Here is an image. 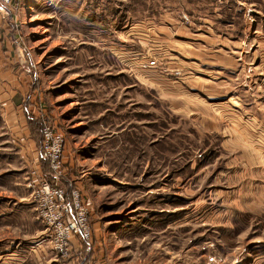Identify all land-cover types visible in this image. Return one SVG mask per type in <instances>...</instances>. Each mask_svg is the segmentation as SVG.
I'll use <instances>...</instances> for the list:
<instances>
[{
    "label": "rangeland",
    "instance_id": "rangeland-1",
    "mask_svg": "<svg viewBox=\"0 0 264 264\" xmlns=\"http://www.w3.org/2000/svg\"><path fill=\"white\" fill-rule=\"evenodd\" d=\"M8 58L75 180L52 178L27 112L23 142L0 112V264L70 263L32 202L38 166L90 203V243L71 239L84 263L264 264V177L224 147L236 116L262 128L264 0H0Z\"/></svg>",
    "mask_w": 264,
    "mask_h": 264
},
{
    "label": "built area",
    "instance_id": "built-area-1",
    "mask_svg": "<svg viewBox=\"0 0 264 264\" xmlns=\"http://www.w3.org/2000/svg\"><path fill=\"white\" fill-rule=\"evenodd\" d=\"M150 64L157 65L156 61ZM37 118L42 125L41 160L49 164L53 173L52 178L59 183L60 178L66 176L68 170L64 163L66 148L64 135L56 131L43 112ZM36 161L41 163L38 156ZM29 176H31L29 187L32 188L34 197L32 202L35 204L39 220L48 228L50 243L58 256L69 258L72 252V238H79L84 247L91 241V229L88 224L92 214L90 203L77 188L72 190L71 197L67 196L63 186L47 180L40 166Z\"/></svg>",
    "mask_w": 264,
    "mask_h": 264
},
{
    "label": "crops",
    "instance_id": "crops-1",
    "mask_svg": "<svg viewBox=\"0 0 264 264\" xmlns=\"http://www.w3.org/2000/svg\"><path fill=\"white\" fill-rule=\"evenodd\" d=\"M4 60H5V63L8 62L9 64H14L12 59L11 60L9 58L8 59H0V101L2 103L4 101H11V103H9V104L5 103L3 106H1L0 112H1L2 117L5 118L4 120L6 121L10 132L12 131L13 133H15L16 139L18 137L20 142H23V137L25 138L24 135H26V132L28 131V129L27 128L24 129V127H22L24 120L21 119L19 114L21 113L22 115L23 114L25 115L26 112L28 113V111H32L33 113L35 112V114H36V112L39 113V110H36V107H26V109L25 108H19L20 102L18 101L17 96L20 95L21 93H22L21 95L24 96L26 93V88L19 90V87L17 84V81H18L17 73L16 74L14 73L9 77L5 76L6 69H4V68L6 66L3 65ZM23 62L25 63V60L22 57L19 59V63L24 64ZM239 95L237 94L235 96V98L236 99L239 98L238 97ZM241 96H243V94H241ZM253 102L258 103L257 108L259 109V111H258V109H256L255 106H253L252 109H254L253 111L256 112L257 115H259L258 117L260 119H262V121H260L262 128H260L258 126L259 124H257V127H256V125H253V123H251L253 125V128H252L253 132L251 134L249 132V129H248L250 126L247 127L245 123L243 124L242 122H239V120L241 121V119L238 116H236L237 119H239V120L237 121V125L236 124L233 125L234 127L232 128V130H234V132L236 133V136H235L236 138L235 139L233 138V140H236V143L231 142L232 138L229 141L225 140L226 143H224V147H226L228 145L229 150H232L233 146H236V144L239 142V145H238L239 147H236V148H239L240 153L242 154L240 156V158L243 161V163L244 162L246 163L244 166V171H245V174H246L248 180L253 179L254 175L264 177V167L262 166V163H261V162L264 163V140L261 141L259 139V136L257 133V130H260L261 132L264 130V112H262V109H260V107H259L260 102L262 103V105H264V93H262L261 99H259V100L253 99ZM263 109H264V107H263ZM233 116H235V115L233 114ZM254 118H255V116H254ZM262 136L264 137V133H262ZM28 141L30 143L28 144L29 146H27V147L31 148L33 140H31V141L28 140ZM255 141H257V144L256 143L254 144ZM24 142H26V141H24ZM27 147H25V148H27ZM34 156H35V158L37 157L36 154H34ZM72 165H73V160L70 161V166L67 170L66 175L70 176V179L75 180L73 177V171H70L73 169ZM255 166H257V167L259 166L258 170L253 169V167H255ZM256 189L258 190L259 193L261 192L260 190H263V193H264V186H258ZM252 206H250V207H252ZM258 206H259V208L262 209V207H261V205H259V203H258ZM81 247L82 246H79V245L77 246L75 244V242L72 243V247H71L72 256H70V258L67 259L68 261L64 260L61 263L70 262L69 264H92L91 262H89V263L88 262H85V263L82 262V259H81L82 254L80 253ZM88 250L91 251V249H89V248H87L85 251L88 252Z\"/></svg>",
    "mask_w": 264,
    "mask_h": 264
},
{
    "label": "trees",
    "instance_id": "trees-1",
    "mask_svg": "<svg viewBox=\"0 0 264 264\" xmlns=\"http://www.w3.org/2000/svg\"><path fill=\"white\" fill-rule=\"evenodd\" d=\"M27 116L30 118V123H31L32 127H34L35 130H36V128L39 127L38 130L40 132V128L42 126L41 121L37 117L33 116L31 111H28Z\"/></svg>",
    "mask_w": 264,
    "mask_h": 264
}]
</instances>
